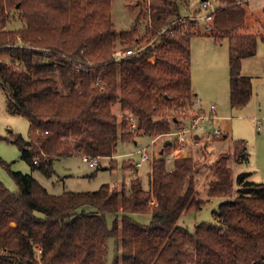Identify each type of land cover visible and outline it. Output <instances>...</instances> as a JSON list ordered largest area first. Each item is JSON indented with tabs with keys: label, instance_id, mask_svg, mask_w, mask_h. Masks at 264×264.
I'll list each match as a JSON object with an SVG mask.
<instances>
[{
	"label": "trees",
	"instance_id": "obj_1",
	"mask_svg": "<svg viewBox=\"0 0 264 264\" xmlns=\"http://www.w3.org/2000/svg\"><path fill=\"white\" fill-rule=\"evenodd\" d=\"M219 1L210 34L217 42L229 39L231 103L243 106L253 91L242 62L257 53L264 35L237 33L246 1ZM143 2L136 24L118 31L112 0H0V54L11 57L0 59V85L9 106L31 122L29 138L12 133L11 140L33 168L50 176L57 157L74 154L110 157L115 167L120 135L167 134L188 116L185 108H194L191 39L209 33L184 32L180 24L164 30L182 16L179 0ZM146 18L143 42L138 26ZM137 43L141 51L118 58ZM128 112L137 117V131H128ZM234 146L239 162L248 159L246 140ZM173 148L171 142L153 158L148 189L135 174L129 190L103 183L53 194L31 173L11 170L17 191L0 180V264H106L111 237L120 251L116 264H264V182L251 180L250 171L235 178L228 154L168 160ZM124 165L135 168L132 161ZM236 183L237 195L227 197ZM213 196L225 197L214 210L216 222L194 230L179 224ZM138 212L151 213L150 222L136 220Z\"/></svg>",
	"mask_w": 264,
	"mask_h": 264
},
{
	"label": "rangeland",
	"instance_id": "obj_2",
	"mask_svg": "<svg viewBox=\"0 0 264 264\" xmlns=\"http://www.w3.org/2000/svg\"><path fill=\"white\" fill-rule=\"evenodd\" d=\"M181 2L182 16L188 18L192 22L189 27L194 31L198 30L204 35H195L192 37V60H191V76L192 87L196 88L198 93H201L202 106L195 104L194 109H202L209 113L210 106L215 104L218 119L217 126H221L228 138L204 137L200 144V149H192V153H200V161L206 158V155L211 156V160H215L220 154H228V164L232 169L234 177L239 171H250L252 179L264 182V40L260 43L262 49L254 57H251L250 65L254 72H250L253 77L252 91L253 94L246 105L234 106L231 103L230 92V55H229V39H224L222 42H217L215 37L210 33H215L216 28L213 23V30H207L202 22L194 20L193 17L200 12L199 4L201 0H179ZM235 2H239L236 0ZM245 2V1H243ZM143 0H112V16L115 23V28L118 31L130 29L137 22L140 9L143 8ZM214 5L220 4L219 0H213ZM248 10V8H247ZM249 10L247 11L245 23L237 30L241 34H258L264 32V28L247 20ZM148 19L139 23V37L143 42L148 37L145 25ZM250 25V26H249ZM123 46L119 45L121 49ZM211 48L216 57L206 56ZM0 59L7 61L11 57L5 53L0 54ZM243 70V69H242ZM121 121L120 133L122 131L123 112L119 105L114 107ZM172 113V112H170ZM179 116H183L182 114ZM220 115V116H219ZM181 124L189 125L190 116H185ZM258 119H261L262 128L259 127ZM180 125V124H179ZM179 125H173L175 130ZM214 125H208L207 130ZM128 131L131 130L130 124L127 125ZM31 122L23 114L13 110L9 106L8 95L6 89L0 85V180L12 191L18 190V185L11 175V170L23 171L31 173L40 184L48 189L50 193L60 194L66 190L72 191H93L101 187L103 183H110L111 188L121 189L125 187L127 190L131 187V179L135 174L139 177L144 188L150 186V171L153 160L143 161L136 169V162L141 161V151L147 147V151L151 158L160 155L165 140L174 139L169 133L163 134L153 141L146 134L133 133L130 140L123 139L120 135L119 142L116 148L115 167H111L110 157H102L99 159L100 164L92 167L90 163L84 160L80 154L60 156L55 159V172L48 176L40 169L33 168L32 165L22 157V152L18 144L11 140L12 133L22 134L25 138L30 137ZM132 131V130H131ZM196 132L204 133L203 129H197ZM238 139L246 140L249 149L248 159L239 162L235 154L234 142ZM133 162L135 168H126L124 163L130 164ZM169 167H172L170 163ZM237 171V173H235ZM239 185L235 184V189L232 195L227 197H235L238 193ZM201 196H207L203 191ZM225 199L224 196H213L206 200L202 209L184 213L179 219V224L194 230L196 224L200 222L213 223L217 221L214 215V210L219 208L220 203ZM133 217L142 223H149L152 214L134 213ZM113 222V217H109L110 225ZM38 255L40 256L41 249L37 247ZM120 254L117 247V240L111 237L108 242V256L106 264H116V256ZM118 264H122L119 260Z\"/></svg>",
	"mask_w": 264,
	"mask_h": 264
},
{
	"label": "built area",
	"instance_id": "obj_3",
	"mask_svg": "<svg viewBox=\"0 0 264 264\" xmlns=\"http://www.w3.org/2000/svg\"><path fill=\"white\" fill-rule=\"evenodd\" d=\"M239 2L247 1V0H238ZM220 6L214 5L213 0H201L199 4L200 12L198 15L194 16L193 19L197 20L199 22H202L205 25V28L207 30H213V22L215 18V12L217 8ZM192 21L189 20L186 17L181 16L180 18L174 20L172 23H170L164 30H167L168 28H172L173 25L180 24L181 30L184 32H190L191 28L189 27V23ZM172 30V29H171ZM144 48V45L142 43H137L133 47H128L125 51L121 52L118 55V58L125 57L128 55H133L138 53ZM200 100L198 97L194 98V105L199 104ZM184 113L188 114L190 116V124H180L175 130L169 132L170 135L174 136V139L172 140L174 144L173 150L167 155V159L171 160L173 157H180L182 155L185 156H192L195 160H199L201 158L200 153L191 152L194 148L200 149V144L202 142V138L204 137H215L220 136L224 132L220 126H217L216 120L218 119V115L216 113V106L215 104H212L210 106V112L207 113L203 109L195 110L194 108H185L183 110ZM129 124L132 131L138 130V122L137 117L131 113H127ZM261 119H258L259 127L262 128L261 125ZM208 125H214L211 129L207 130ZM197 129H203L204 133L201 134L200 132H196ZM198 135V137H197ZM147 147H144L141 151V161L136 162L137 169L142 164L143 161H149L151 158V155L146 149ZM84 160L88 161L91 166H98L99 158H90L88 156H83ZM37 162V160H35Z\"/></svg>",
	"mask_w": 264,
	"mask_h": 264
},
{
	"label": "crops",
	"instance_id": "obj_4",
	"mask_svg": "<svg viewBox=\"0 0 264 264\" xmlns=\"http://www.w3.org/2000/svg\"><path fill=\"white\" fill-rule=\"evenodd\" d=\"M247 8L249 10V15L247 17V20L250 21V22H253L254 25L257 24L259 25L260 27L264 28V0H247ZM250 26V25H249ZM259 35H264V32H259L258 33ZM261 40H264V37H260L259 38V43H258V48H257V53L262 49L263 45L260 43ZM191 47H192V40H191ZM192 50V48H191ZM214 53H216L215 51H213L211 48H209V53L206 54V56H211L212 59L215 58L216 56L213 55ZM255 54V55H256ZM254 55V56H255ZM254 56H250V57H247V58H244L243 59V62H242V72L244 75H247V76H250V77H253L252 75H250L251 73L250 72H254V69L253 67L250 65V61H251V57H254ZM191 60H192V55H191ZM193 88V92L195 93V96L199 98L200 100V106H202V98H200V95L201 97L203 96L201 93H198L199 91H197L196 88L192 87ZM199 106V109L197 110H200L202 109L203 107H200ZM123 114V112L121 113V115ZM220 116V115H219ZM221 127V126H220ZM159 136L157 137H153L152 140L155 141L157 140ZM228 138V136L226 137ZM249 150V149H248ZM100 159V158H99ZM100 163V162H99ZM94 167V166H92ZM137 169V168H136ZM138 171V169H137ZM241 172L238 170V173ZM235 173H237V171H235ZM251 173V172H250ZM252 173L250 174L249 178L251 180H254L252 179ZM256 181V180H254ZM257 182H260V181H257Z\"/></svg>",
	"mask_w": 264,
	"mask_h": 264
},
{
	"label": "water",
	"instance_id": "obj_5",
	"mask_svg": "<svg viewBox=\"0 0 264 264\" xmlns=\"http://www.w3.org/2000/svg\"><path fill=\"white\" fill-rule=\"evenodd\" d=\"M197 137H198V135H197ZM171 142H172L171 139H167V140H165L164 145H163L162 149L160 150V153H161V154L164 153V149H165V147H166L168 144H170Z\"/></svg>",
	"mask_w": 264,
	"mask_h": 264
}]
</instances>
